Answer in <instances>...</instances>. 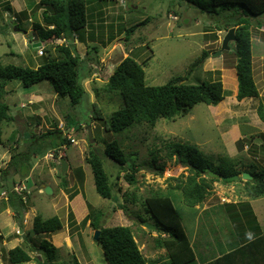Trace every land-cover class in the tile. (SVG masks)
<instances>
[{"label":"rangeland","instance_id":"1","mask_svg":"<svg viewBox=\"0 0 264 264\" xmlns=\"http://www.w3.org/2000/svg\"><path fill=\"white\" fill-rule=\"evenodd\" d=\"M86 1L89 6L88 25L82 32L86 43H80L77 35L74 40L64 43L71 46L75 42L82 59L87 58V53L95 58L93 63L87 61L81 66L80 74L87 92L81 104L71 106L69 99L58 96L48 81L31 88H24L21 82L13 81L0 93V102L10 107L12 118L3 125L0 177L12 158L27 154L31 157L29 166H20L19 173H13L11 169L6 181L1 184L0 197L2 191L11 190L16 184H25L27 192L23 195L24 210L14 211L5 204V200L0 199V235L3 237L0 241V264H11L7 253L17 246L28 251L35 250L33 246L37 249L31 253V262L18 264H38L34 257L41 254L39 247L45 236L36 235L32 230L36 216L44 219L59 217L64 224L63 232H69L73 240L72 248H59L55 264H107L103 248L95 240L97 230L88 225L92 219L100 227H129L147 260L168 262L166 249L159 248L155 243L160 234L145 227L146 224L155 225L151 214L146 212L145 201L154 194L170 196L182 216L185 231L191 237L193 226L189 213L193 209L185 205L183 193L175 187L180 180L185 181L191 172L196 176L198 173L190 165L180 162L175 151L177 143L197 148L211 165L209 172L213 174L222 171L228 176L247 173L253 177L255 171H264V121L258 114L259 106L264 108V25L257 27L259 19L253 22L251 32L252 64L260 95L257 99L240 102L237 100L234 50L210 56L222 48L232 24L235 25V33L238 27L234 20L204 13L192 3L210 0ZM52 10L41 0H0L2 65L36 68L57 56L60 41L50 44L41 42V47L34 48L30 39L36 22L43 24V12ZM136 24L139 26L127 36L126 30ZM230 46L234 49L235 43L230 42ZM92 48H96L97 52ZM119 52L125 58L131 56L141 64L146 63L142 65L150 86L178 80L194 85L222 81L224 102L217 106L198 104L185 116L174 120L160 119L154 128L142 122L121 132H109L105 121L122 108L124 102L118 93L106 91L109 78L106 75L109 73L102 76L99 73L106 69L111 56ZM204 52L209 54L202 59ZM94 104H98L103 120L93 119ZM235 125L239 127L236 129L235 138L239 135L236 142L224 135L226 129L231 127L233 130ZM88 127H92L93 141L90 140ZM56 129L62 130L63 136L70 134L76 140L62 147L57 156L55 151L61 143L58 135L43 137L37 143L31 139L33 130L40 136ZM111 142H117L127 155H135L130 158L136 160L137 172L130 170L128 165L119 166L104 154ZM90 144L95 145L110 177L112 200L104 199L96 191L94 174L88 164L92 149ZM34 151L38 153L32 154ZM64 156L70 165L66 176L61 174L60 158ZM161 167L163 171L158 170ZM130 174L134 175V182L126 180ZM253 179L246 181L253 182ZM240 180L243 179L213 183L214 192L206 202L227 203L230 199L249 202L254 216H247L239 205L235 208L240 209L244 224H254L256 219L264 234V197H249ZM217 183L225 187L232 197L222 192L220 195L223 197L211 198L217 192ZM43 185L52 188L54 194L46 195ZM69 212L79 223L75 221L76 227L74 223L67 222ZM91 212L94 217L87 219ZM216 213L219 223L230 224L226 212L217 209ZM140 218L147 220L144 226ZM237 225L239 222L235 221L234 226ZM17 230L23 235H18ZM222 232V236L226 235L227 229ZM25 236L33 243H28Z\"/></svg>","mask_w":264,"mask_h":264},{"label":"trees","instance_id":"2","mask_svg":"<svg viewBox=\"0 0 264 264\" xmlns=\"http://www.w3.org/2000/svg\"><path fill=\"white\" fill-rule=\"evenodd\" d=\"M41 3L50 5L53 10L44 11L43 24L36 22L32 31V34L36 33L39 37L40 42L50 44L62 39L68 42V40H74L77 35L80 43H86L85 34L82 33L88 25L89 6L86 0H41ZM192 3L204 13L222 16L236 22L238 29L235 33L234 54L236 55L235 69L238 81L237 100L241 102L246 99L259 98L260 91L254 78L252 64L251 26L258 19L260 23L257 24V27L264 25V0H210L209 2L192 1ZM138 26L139 24H136L126 30L127 36H130ZM32 37L33 35H31V40ZM65 42L60 43L61 45L58 44L57 56L52 59L49 58L46 63L36 68L13 64L2 65L0 63V93H3L5 87L13 81L21 82L24 88H31L48 81L58 96L69 99L71 106L80 105L87 95L83 86V77L80 74L81 66L87 61L93 63L95 58L90 57V54L87 53V58L82 59L77 53L76 43L74 42L73 45L69 46L64 44ZM92 49L97 52L96 48ZM208 54L209 52H204L202 59L207 57ZM142 64L146 63L143 62ZM142 64L133 57L128 56L115 66L113 73L107 79L106 91L118 93L124 102L123 107L113 112L109 120L105 121L107 131L121 132L142 122H146L154 128L160 119L174 120L179 116H185L198 104L204 103L217 106L225 99L222 81L203 82L194 85L187 83V81L178 80L169 81L164 85L150 86L146 82ZM99 75L102 76L103 74L99 73ZM94 107L93 119L103 120L98 104H94ZM9 112L10 107L4 102H0V145L4 143L3 125L12 120ZM258 114L264 121V108L262 105L258 108ZM55 135H58L61 139V143L58 145L59 149L55 151L57 156L62 147L71 145L70 140L63 136L62 130H49L40 136L36 135L35 130H33L31 139L34 143H37L43 137ZM90 146L92 149L88 164L94 174L96 191L104 199L112 200L114 195L110 177L104 168L100 155L95 150V145L90 144ZM175 151L181 163L190 165L198 173L196 176L191 172L185 181L180 180L175 187L176 190L183 193L185 205L194 208L202 204L212 194L213 183L219 182L222 177L228 175L222 171H217L219 175L217 178L201 176L206 175L212 169L197 148L177 143L175 144ZM36 152L34 151L32 154ZM104 154L119 166L125 167L128 165L133 172L138 171L136 160L130 158L135 155L133 153L130 156L127 155L117 142L108 143ZM65 159L67 160L66 157ZM30 160L31 157L28 154L19 158L17 156L12 158L7 169L2 171L0 188L2 182L8 178L11 169H13V173H19L22 169L20 166L26 164L29 166ZM154 162L156 164V159H154ZM158 170L163 171L164 168L161 167ZM253 177V182H244L243 180H240V182L244 183L249 197L250 195L252 197H264V171H255ZM126 178L129 182L135 181L133 174L128 175ZM6 191L8 192L7 199L5 197L1 198V200H5V204H9L14 211L26 208L22 195L12 193L11 190H4L2 193ZM238 205L241 210L246 211L247 216L253 215L249 202L244 203V201H241ZM145 206L147 207L146 212L151 214L155 226L158 227L157 232L160 234L155 239V243L159 248L166 249L168 262L157 263L147 260L129 227H100L92 219L94 214L91 212L87 219H92L91 226L100 231L99 239L96 242L102 246L107 264H191L195 261V253L182 225V216L175 208L173 199L170 196L154 194L147 198ZM235 206V204H224L230 221L233 224L235 221L239 222V225L235 226V230L240 235L241 245L236 250L208 264H264L262 228L256 219L253 221L254 224H244L239 213L240 209L238 211ZM232 209L235 210L232 211ZM68 215L70 223H73L72 213L69 212ZM140 221L144 226L147 220L140 218ZM246 226L251 227V230L248 234L246 233L247 235L241 236L242 230L247 229ZM62 228L63 223L59 217L44 219L41 216H36L32 230L36 235L42 236L55 233ZM163 235H167V237L165 238ZM2 240L3 237L0 235V241ZM27 241H31V239H27ZM33 248L35 250L28 251L21 246H17L9 250L7 253L8 261L11 264L30 262L33 260L31 253L37 251L35 246ZM39 249L41 251L40 257L39 255L34 257L38 264H55L58 250L52 243L43 239Z\"/></svg>","mask_w":264,"mask_h":264},{"label":"crops","instance_id":"3","mask_svg":"<svg viewBox=\"0 0 264 264\" xmlns=\"http://www.w3.org/2000/svg\"><path fill=\"white\" fill-rule=\"evenodd\" d=\"M235 73H236V69H235ZM237 90H238V85H237ZM236 129L237 130L239 129V127L236 125L234 126L233 130L231 129V127L229 129H226L224 131V135H227L228 137H225V138L226 139L233 138V141L236 142L239 139V135H237V138H235L236 131H237ZM215 190H217V192H215V194L211 198H213L214 196H219L220 193L222 192L228 193L226 188L219 185L218 183L216 184ZM228 194L229 196L232 197L230 193ZM219 197L221 198L223 196L220 195ZM239 202H241L240 199L232 200V201L230 199L227 203L225 202L224 203L223 202L208 203L205 200L202 204L192 208L193 212L191 210V212L189 213V217L192 220V226H193L191 237L187 234L186 231L185 232L190 240L191 247L193 248V251L196 256L195 261H193L194 264H208L222 257L223 255L236 250L238 247H240L241 245L240 238H239L240 235L236 233L234 224L230 221L229 217H227V221L229 220L230 224L229 222L228 224L219 223L220 219L217 216L218 214L216 213L217 209H219L220 211L222 210L226 212L224 204L238 205ZM74 221H77V220L74 219ZM74 221L73 223H75ZM67 222L68 224L69 222H71L69 220V215L67 216ZM77 224H79L78 221H77ZM88 225L91 226V222H89ZM74 227H76L75 224H74ZM63 228H64V224H63ZM63 228L60 231H57L55 233L42 235V236H45L43 239H46L47 241H49L56 247V249L58 250V253H59V248H64V247L72 248L73 247V240L71 238L70 233L67 231L63 232ZM223 229L224 230L227 229V234L224 236H222V234H224L222 232ZM218 230H219V233H216ZM250 230H251V227H247L245 231L242 230L241 236L245 235L246 233L248 234ZM262 232H263V228H262ZM59 233H62V234L59 235ZM214 233L219 234V235L217 236ZM48 238L52 239V241H50ZM26 239L28 238L26 237ZM28 243L32 244L33 241L32 240L28 241ZM26 263H29V262H26ZM77 263L80 264L79 262Z\"/></svg>","mask_w":264,"mask_h":264},{"label":"water","instance_id":"4","mask_svg":"<svg viewBox=\"0 0 264 264\" xmlns=\"http://www.w3.org/2000/svg\"><path fill=\"white\" fill-rule=\"evenodd\" d=\"M235 25L232 24V28L229 30L228 34L225 36L223 43H222V48L219 50V52L213 53L210 56L212 57H216L218 55H221L224 51H233L234 49H231L230 46V42H235L236 41V35H235ZM25 34H28L27 32H25ZM32 40H31V44L33 45L34 48H39L42 46V43L39 41V37L36 35V33L32 34ZM61 43L63 42V40H59ZM209 56V57H210ZM125 58L124 54L122 52H119L117 54H113L111 56V58L109 59V61L107 62V66L105 70H101L100 74H104V73H109V75L107 74L106 77L108 78L112 73L113 70L115 68V66L121 62L123 59ZM98 72V71H97ZM89 130V136H90V140L93 141L92 139V127H88ZM61 162V174L64 176L67 173V170L69 169V163L67 162V160L64 157H61L60 159ZM207 178H211V177H215L217 178L218 175L217 174H213L211 172H209V174L207 173L206 175ZM242 178L243 180H251L253 177L250 176L247 173H243V175H234V176H225L222 177L223 181L226 182H232V181H236L238 179ZM42 190L43 192L50 196L53 195V190L52 188L48 187V186H42ZM146 228L150 229V230H157L158 227L155 225H150V224H146L145 225ZM99 235H100V231H97L95 233V240L97 241L99 239Z\"/></svg>","mask_w":264,"mask_h":264},{"label":"built area","instance_id":"5","mask_svg":"<svg viewBox=\"0 0 264 264\" xmlns=\"http://www.w3.org/2000/svg\"><path fill=\"white\" fill-rule=\"evenodd\" d=\"M63 41L65 42V39H63ZM41 54V53H40ZM67 139L70 140L71 143H74L76 140L74 139V137L70 134H68ZM12 193H17L19 195H24L27 192V187L25 184H16L15 186H13V188L11 189ZM8 196V192H3L2 193V197H6L5 199H7ZM23 199H25V197H23ZM17 234L18 235H23L19 230H17Z\"/></svg>","mask_w":264,"mask_h":264},{"label":"clouds","instance_id":"6","mask_svg":"<svg viewBox=\"0 0 264 264\" xmlns=\"http://www.w3.org/2000/svg\"><path fill=\"white\" fill-rule=\"evenodd\" d=\"M63 40V39H62ZM96 73H98V72H96ZM72 144V143H71ZM65 158V157H64ZM61 159V158H60ZM2 197H0V199H1Z\"/></svg>","mask_w":264,"mask_h":264}]
</instances>
